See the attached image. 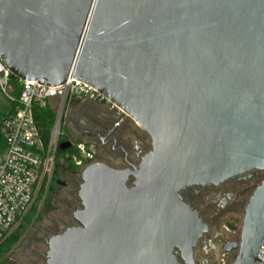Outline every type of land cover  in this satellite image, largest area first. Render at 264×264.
Returning a JSON list of instances; mask_svg holds the SVG:
<instances>
[{"label":"water","instance_id":"1","mask_svg":"<svg viewBox=\"0 0 264 264\" xmlns=\"http://www.w3.org/2000/svg\"><path fill=\"white\" fill-rule=\"evenodd\" d=\"M0 56L22 80L88 83L151 138L133 170L80 172L46 264H193L203 225L180 192L264 170V0H0ZM241 236L236 264H255L264 180Z\"/></svg>","mask_w":264,"mask_h":264},{"label":"built area","instance_id":"2","mask_svg":"<svg viewBox=\"0 0 264 264\" xmlns=\"http://www.w3.org/2000/svg\"><path fill=\"white\" fill-rule=\"evenodd\" d=\"M12 75L0 56V95L8 104L2 123L7 148L0 156V244L32 209L40 197L44 182L48 184L55 170L60 144L66 141H60L61 120L66 107L74 100L86 99L107 106L120 118L126 115L103 93L74 77H69L58 86L20 79L21 91L19 97H16ZM35 103L41 107L51 106L56 114L47 148L34 120ZM72 147L75 152L71 161L79 168V173L96 161L94 143L77 142ZM255 264H264V240Z\"/></svg>","mask_w":264,"mask_h":264},{"label":"flooded vegetation","instance_id":"3","mask_svg":"<svg viewBox=\"0 0 264 264\" xmlns=\"http://www.w3.org/2000/svg\"><path fill=\"white\" fill-rule=\"evenodd\" d=\"M77 134L94 140L95 143H92L96 145L97 153L100 152V158L96 156L95 162H104L116 169L133 170L139 166L141 157L152 149L149 135L127 115L122 118H116L112 114L96 116L88 130H80ZM70 174L71 181L63 185L68 187L65 196H59L58 177L54 189L51 190L50 183L54 174L48 180L46 193L55 200L60 198L68 204L67 208L72 207L75 212L81 208V201L78 189L80 206L77 208L71 205V196L76 194L78 179L73 173ZM263 180L264 170H253L218 185L189 187L180 192L183 201L198 213L203 225L202 232L192 249L193 264H236L244 259L241 235L245 211L250 198ZM132 181L129 186H132ZM68 215L63 214L61 220H66ZM173 254L179 264H187V254L182 250L176 248Z\"/></svg>","mask_w":264,"mask_h":264},{"label":"rangeland","instance_id":"4","mask_svg":"<svg viewBox=\"0 0 264 264\" xmlns=\"http://www.w3.org/2000/svg\"><path fill=\"white\" fill-rule=\"evenodd\" d=\"M5 103L6 100L0 95V105ZM109 114L114 115L116 118L119 117L116 112L110 110L108 107H101L96 103L87 101L70 103L66 107L61 120L63 138L71 140L73 143L94 142L92 138L80 136L77 132L80 130H88L90 123L96 120V116H108ZM63 138H61L60 141H62ZM97 154L98 158H100L99 151ZM66 172L68 171H65L63 168L60 169L58 178L63 182H68L72 179V174ZM73 175L78 179V185H76V195H73V197L71 196V205L79 208L80 201L77 197V190L81 184V177L80 173H73ZM57 190L59 191V196H65L68 187L58 184ZM49 196L51 198L49 205L48 202H41L39 205L42 218L38 221H34L27 227L23 233L21 242L8 254L10 260L9 264H46V254L48 251L47 241L50 237L63 232L68 227L76 225L72 217L74 209H72V207L67 208L68 204H65L60 198L55 200L51 195ZM65 213L69 215L66 220L62 221L61 216Z\"/></svg>","mask_w":264,"mask_h":264},{"label":"trees","instance_id":"5","mask_svg":"<svg viewBox=\"0 0 264 264\" xmlns=\"http://www.w3.org/2000/svg\"><path fill=\"white\" fill-rule=\"evenodd\" d=\"M12 82L16 86L15 95L19 97L21 87L20 79L12 75ZM77 102L74 100L72 103ZM8 109V104L0 105V156H2L7 148V143L2 132V123L3 119L6 116V111ZM33 115L35 123L39 129L40 136L43 140L45 148L49 145L51 139L52 129L55 123V111L51 106L41 107L38 103H35L33 106ZM63 138L61 135L60 139ZM66 140V139H62ZM75 152V148L72 147L67 150L60 149L57 153V163L54 170L53 181L50 183L51 190L54 189L56 184L57 177H59L60 169L69 171L71 173H79V168L75 166L72 161V155ZM64 160L61 162V160ZM47 181L44 182L43 188L40 194L39 199L36 201L32 209L28 212L25 218L21 221L20 225L0 244V264H9L10 260L8 254L15 249L23 238V233L34 221H38L42 218V214L39 210V205L41 202L50 204L51 198L46 193L47 191ZM76 195V194H75Z\"/></svg>","mask_w":264,"mask_h":264},{"label":"crops","instance_id":"6","mask_svg":"<svg viewBox=\"0 0 264 264\" xmlns=\"http://www.w3.org/2000/svg\"><path fill=\"white\" fill-rule=\"evenodd\" d=\"M78 101H80V102H86V101H87V102H91V101L86 100V99H78L77 102H78ZM91 103H93V102H91ZM96 104H97V103H96Z\"/></svg>","mask_w":264,"mask_h":264}]
</instances>
